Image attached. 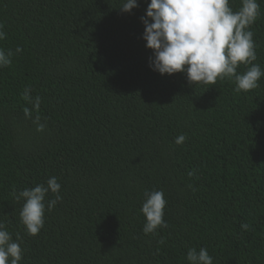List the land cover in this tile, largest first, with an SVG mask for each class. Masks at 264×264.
<instances>
[{"label":"trees","instance_id":"16d2710c","mask_svg":"<svg viewBox=\"0 0 264 264\" xmlns=\"http://www.w3.org/2000/svg\"><path fill=\"white\" fill-rule=\"evenodd\" d=\"M124 2L0 0V48L14 53L0 68V222L23 249L20 264H188V249L202 247L213 264H264V76L237 92L234 79L159 74L143 39L150 0L131 12ZM257 2L253 63L264 70ZM50 177L63 199L32 236L13 193ZM153 190L164 193L167 227L146 235Z\"/></svg>","mask_w":264,"mask_h":264},{"label":"clouds","instance_id":"9594fccd","mask_svg":"<svg viewBox=\"0 0 264 264\" xmlns=\"http://www.w3.org/2000/svg\"><path fill=\"white\" fill-rule=\"evenodd\" d=\"M136 7L137 0H125L120 9L131 12ZM259 15L257 0H242V7L236 12L229 7V0H150L146 16L141 17L143 39L146 47L153 52L150 67L161 75L183 73L190 84L215 85L218 79L227 78L235 80L237 92L256 89L264 70L253 63L257 55L254 33L250 28ZM2 28L0 25V40L6 38ZM20 52L22 49L17 47L15 53ZM13 55L12 50L0 48V68L10 66ZM241 64L250 65L243 74L237 72ZM31 91L26 87L23 99L32 103L38 111L41 98H33ZM25 115L30 117L31 111L25 109ZM33 122L37 131L44 130L45 124L40 123L39 116ZM186 139V135L181 134L175 143L183 144ZM193 174L189 172V176ZM60 190L57 178L50 177L47 186L38 184L13 193L17 201H25L20 219L29 235L39 234L44 226L45 212H51L57 202L62 201ZM49 191L55 198L46 200ZM166 204L162 191L145 192L141 212L146 218L143 227L146 235L167 227L164 220ZM241 228L246 231L249 225L242 224ZM22 259L20 243L13 240L4 223L0 222V264H20ZM186 259L188 264H213V258L203 247L198 251L188 249Z\"/></svg>","mask_w":264,"mask_h":264}]
</instances>
